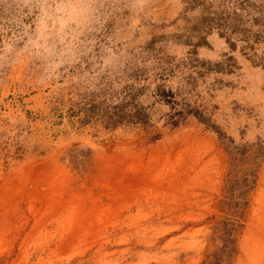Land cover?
I'll return each instance as SVG.
<instances>
[{
    "label": "rangeland",
    "instance_id": "374dc122",
    "mask_svg": "<svg viewBox=\"0 0 264 264\" xmlns=\"http://www.w3.org/2000/svg\"><path fill=\"white\" fill-rule=\"evenodd\" d=\"M0 264H264V0H0Z\"/></svg>",
    "mask_w": 264,
    "mask_h": 264
},
{
    "label": "trees",
    "instance_id": "16d2710c",
    "mask_svg": "<svg viewBox=\"0 0 264 264\" xmlns=\"http://www.w3.org/2000/svg\"><path fill=\"white\" fill-rule=\"evenodd\" d=\"M136 92H127L124 99L115 104H108L105 100L85 104L82 107L85 120L88 122L98 121L109 126H117L123 123L149 124L151 116L148 108L136 99Z\"/></svg>",
    "mask_w": 264,
    "mask_h": 264
}]
</instances>
